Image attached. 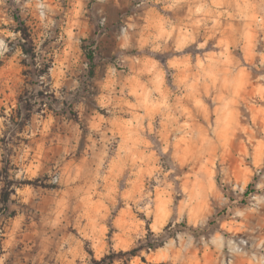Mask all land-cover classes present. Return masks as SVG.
<instances>
[{
	"label": "clouds",
	"instance_id": "obj_1",
	"mask_svg": "<svg viewBox=\"0 0 264 264\" xmlns=\"http://www.w3.org/2000/svg\"><path fill=\"white\" fill-rule=\"evenodd\" d=\"M0 264H264V0H0Z\"/></svg>",
	"mask_w": 264,
	"mask_h": 264
}]
</instances>
